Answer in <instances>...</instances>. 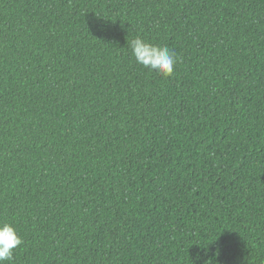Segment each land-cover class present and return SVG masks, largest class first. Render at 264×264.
<instances>
[{
	"label": "trees",
	"instance_id": "obj_1",
	"mask_svg": "<svg viewBox=\"0 0 264 264\" xmlns=\"http://www.w3.org/2000/svg\"><path fill=\"white\" fill-rule=\"evenodd\" d=\"M3 223L4 264H264V0H0Z\"/></svg>",
	"mask_w": 264,
	"mask_h": 264
},
{
	"label": "clouds",
	"instance_id": "obj_2",
	"mask_svg": "<svg viewBox=\"0 0 264 264\" xmlns=\"http://www.w3.org/2000/svg\"><path fill=\"white\" fill-rule=\"evenodd\" d=\"M130 47L137 64L163 76L173 75L177 58L169 48L151 44L139 36L130 41ZM20 244H22V238L15 228L10 223L0 224V264H4L5 261H12L13 252ZM200 247L207 254V247ZM215 255L218 253L204 261V264H214ZM199 259L200 254L197 253L195 260L190 258L191 264H196Z\"/></svg>",
	"mask_w": 264,
	"mask_h": 264
}]
</instances>
